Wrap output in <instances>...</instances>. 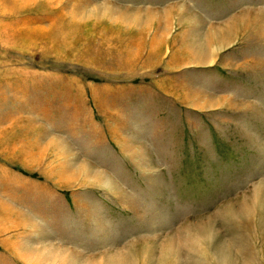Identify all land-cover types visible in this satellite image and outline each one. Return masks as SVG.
Returning a JSON list of instances; mask_svg holds the SVG:
<instances>
[{
    "label": "rangeland",
    "instance_id": "rangeland-1",
    "mask_svg": "<svg viewBox=\"0 0 264 264\" xmlns=\"http://www.w3.org/2000/svg\"><path fill=\"white\" fill-rule=\"evenodd\" d=\"M0 264H264V0H0Z\"/></svg>",
    "mask_w": 264,
    "mask_h": 264
}]
</instances>
